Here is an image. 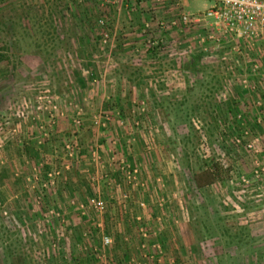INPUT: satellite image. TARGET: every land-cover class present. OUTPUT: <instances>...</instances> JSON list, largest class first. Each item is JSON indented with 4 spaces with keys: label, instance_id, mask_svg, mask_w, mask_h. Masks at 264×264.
I'll use <instances>...</instances> for the list:
<instances>
[{
    "label": "rangeland",
    "instance_id": "1",
    "mask_svg": "<svg viewBox=\"0 0 264 264\" xmlns=\"http://www.w3.org/2000/svg\"><path fill=\"white\" fill-rule=\"evenodd\" d=\"M22 1L0 0V264H264V35L180 22L205 0H48L26 30Z\"/></svg>",
    "mask_w": 264,
    "mask_h": 264
},
{
    "label": "built area",
    "instance_id": "2",
    "mask_svg": "<svg viewBox=\"0 0 264 264\" xmlns=\"http://www.w3.org/2000/svg\"><path fill=\"white\" fill-rule=\"evenodd\" d=\"M212 4L201 14L189 16L181 14L179 20L182 24L187 25L191 22L200 20H212L214 24L220 25L221 28L230 35L252 41L264 35V0H211ZM109 2L103 0L102 5ZM107 8H105L106 10ZM175 24V22H172ZM97 24L102 28L99 32L100 43L106 44L110 32L107 28L108 18L101 16ZM105 26V27H104ZM93 206L101 210L104 208L102 200L90 199ZM110 242V238L104 237L103 243Z\"/></svg>",
    "mask_w": 264,
    "mask_h": 264
},
{
    "label": "crops",
    "instance_id": "3",
    "mask_svg": "<svg viewBox=\"0 0 264 264\" xmlns=\"http://www.w3.org/2000/svg\"><path fill=\"white\" fill-rule=\"evenodd\" d=\"M29 1L31 2V0H24L22 2L24 3H29ZM48 2V0H40V2H43L42 5L41 3L39 5L36 4V6H32L29 7L28 9H26L24 7V4L22 3L21 5L23 6L22 8H17V16L19 18L20 23L23 25L24 29H28L31 27V29L35 30L38 26L39 29H44L46 28L47 30H50V27H52V23L50 22V20L46 17H51L53 15H55L54 11H53V7H50V3L48 2L47 5H45V2ZM207 2H209V5L212 4L211 0H205ZM39 3V1L37 2V0H34L32 3ZM44 4V5H43ZM17 5H20V3H18ZM125 9L121 10L120 9H115L112 13V30L114 31V33H118V30H123L124 28H122L123 24H117L120 21V15H124V13L122 11H124ZM147 14V13H146ZM148 18L145 19V25H150L152 23H149V21L147 20ZM164 21V20H162ZM167 21V20H166ZM129 24H132V27H134L135 25V20H131L129 22ZM153 25V24H152ZM47 26V27H46ZM162 27V26H161ZM126 29V28H125ZM137 33V30L133 28L132 33L130 34H135ZM132 40H136L135 36H133V38H131ZM118 43V42H117ZM134 42H132L131 44H133ZM130 46V45H129Z\"/></svg>",
    "mask_w": 264,
    "mask_h": 264
}]
</instances>
